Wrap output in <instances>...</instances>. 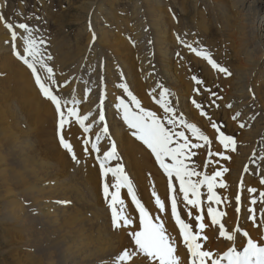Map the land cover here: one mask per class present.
<instances>
[{
	"label": "bare ground",
	"instance_id": "bare-ground-1",
	"mask_svg": "<svg viewBox=\"0 0 264 264\" xmlns=\"http://www.w3.org/2000/svg\"><path fill=\"white\" fill-rule=\"evenodd\" d=\"M42 5L43 17L50 21L49 25L45 31L38 26L32 28L36 29L35 36L39 34L49 43L39 46L45 58L53 57L47 63L58 81L56 92L63 99L80 101L78 110L81 115L89 116L86 124L91 125V131L81 132L74 119L63 130L76 153L74 160L60 142L55 105L42 94L31 69L15 55L10 31L0 21V259H5L3 264H146V258L136 254L129 234L131 228L113 227L111 196L104 197L99 175L102 170L96 159L98 154L92 148L97 135L100 156L115 141L116 160L135 180L140 189L137 185L134 189L139 194L147 192L151 185L140 170L132 169L138 163L145 173L146 168H151L156 177L163 179L156 180L151 190L159 188L164 180L169 181L151 149L132 135L123 121L122 110L116 107L124 99L138 111L123 90V84L166 127L173 132L184 131L192 143L202 145L191 149L194 154L188 158L198 167L199 179L204 174L222 172L214 189L221 203L217 205L213 201L211 206L226 213L220 220L225 224L224 230L234 235L233 241L219 236V225L211 224L207 215L210 203L207 190L201 196V205L193 207L183 199L179 182L173 177L171 185L164 184V192L138 197L154 222L159 218L164 223L165 234L174 240L181 264H191V258L171 213L173 196L181 218L192 225L194 232L200 233L198 242L214 253L213 258L233 246L242 251L249 238L264 246V219L258 215L253 222L248 219L247 211L253 207L250 204L253 197L257 199L254 206L257 213L264 209V202L259 199V193L264 192V184L260 183L264 178V36L261 35L264 15L259 16L264 0H49ZM12 8L0 2V12L18 24V18L15 20L6 13L11 14ZM23 12L22 9L17 16L21 17ZM22 20L31 18L22 17ZM18 32L23 34L19 29ZM181 41L207 50L231 75L214 69ZM15 43L20 47V41ZM37 68L42 76L46 75L39 64ZM197 80L203 83L198 84ZM163 88L169 90L168 98L177 109V120L183 116L188 123H195L209 136L211 144L198 141L184 125L167 123L170 114L158 102ZM212 92L217 96L213 97ZM193 101L201 104L208 116L202 115ZM100 111H104V122L99 120ZM237 113L240 115L233 119ZM213 122L226 135L234 136L235 151L231 147L225 149L220 143L219 133L211 126ZM105 123L109 127L108 135L103 132ZM85 140H88L87 153ZM165 162L171 160L166 158ZM136 175L141 179H136ZM105 180L114 192L111 185L116 179L109 173ZM221 182L225 187L219 186ZM78 185L87 194H82ZM97 188L102 189V194H93ZM250 188L257 192H249ZM238 195L239 214L235 210ZM156 196L165 203L163 211L158 209ZM121 198L125 200L126 214L139 230L138 209L130 195L121 194ZM96 201L106 206L96 205ZM188 212L192 215L188 216ZM197 215H202L203 220L197 221ZM201 222L205 224L204 230L198 227ZM243 231L249 236H243ZM126 249L134 255L131 260L120 261ZM207 264H211L210 259Z\"/></svg>",
	"mask_w": 264,
	"mask_h": 264
},
{
	"label": "snow or ice",
	"instance_id": "snow-or-ice-1",
	"mask_svg": "<svg viewBox=\"0 0 264 264\" xmlns=\"http://www.w3.org/2000/svg\"><path fill=\"white\" fill-rule=\"evenodd\" d=\"M0 21H4L5 27L10 31V40L13 43L15 55L31 69L35 76L36 84L39 86L42 94L55 105L59 118L58 125L61 131L59 137L60 142L63 147L72 154V158L75 160L77 157L73 150V145L65 139L63 130L66 125H70L74 119L80 128L83 129L84 133L90 132L91 125L86 124V121L89 120V116L80 114L77 107V104L80 103V101L76 99L69 101L61 98L57 94L56 87L58 81L55 77L53 68L47 63V61L52 60L53 57L48 55L45 58V54L39 46L44 43V41L42 37L37 38L34 35L36 29L30 27L26 22H20L17 24L14 21H9L4 16L3 12H0ZM18 29L23 30V34L18 32ZM93 39H95V37H93ZM17 41L21 42L20 47H17L15 43ZM181 43H184L185 47L191 52H194L197 56L205 58L214 69H217L219 72H223L226 75H231L228 69L221 67L207 50L193 47L192 44L185 43L184 41H181ZM38 64L40 68L45 71L46 75L42 76L40 74L37 68ZM196 82L198 84L203 83L201 80H197ZM122 88L127 92L128 96L131 97V102L135 104L136 109H138V111L133 110L130 104L124 99H120L119 103L116 105L117 108L122 110L123 121H125L129 129L132 130V135L136 136L147 145L149 149H151L156 160L159 161L160 166L163 168L164 172L167 173L170 185L173 177L179 181V191L183 193V199L187 201L188 204L193 207H199L201 205L200 188L201 186L206 185L208 193L207 200L210 202L207 208V215L211 218V224L219 225V236L225 237L229 241H233L235 238L234 235H230L224 230L225 224L220 220V217L225 216L226 213L217 211L211 206V202L213 201L217 205L221 203V197L217 195L214 189L217 187L216 178L220 177L222 172L215 171L214 175L204 174L203 179L193 180V176L199 177L201 173L197 172L195 168H190L186 163V160L194 154L191 152V149H199L202 145L200 143H192L185 135L184 131L173 132L170 130L155 112L146 110L141 106L140 100L129 91L127 84H123ZM208 91L211 92L210 89H208ZM168 94L169 90L163 88L160 94V100L158 101L164 108L165 113L170 114L167 123L169 125H176L177 123L184 125V127L190 130L192 136L198 141H203L205 144H211L212 140L209 139V136L206 135L195 123H188L183 116L177 120V109L171 105ZM211 95L213 97L217 96L215 92H212ZM219 98L222 99V97ZM193 103L197 108L201 109L202 115L208 116V113L203 111L201 104L196 103L195 101H193ZM212 103L215 104V100H213ZM69 104L71 106H68ZM103 104L104 100L102 99L100 101L101 107H103ZM228 107H231V105H228ZM239 115L240 114L237 113L233 119H236ZM208 118L209 120L212 119L210 116ZM99 120L101 122L105 121L104 111L99 112ZM211 126L219 133V140L220 143L224 145V148L228 149L231 147L232 151H235L237 142L234 136L226 135L220 130L215 122H213ZM240 127L243 128L244 125L241 124ZM103 132L105 135L109 134V127L106 123L104 124ZM174 136L179 139L174 140ZM99 141L100 136L97 135L96 143L92 145V148L97 154L100 153V148L97 146ZM84 144V152L87 153L89 151L86 147L88 140H85ZM174 144L175 146H173ZM217 154L223 156V153ZM166 158L170 159L171 163H166ZM224 158L230 159V157ZM96 159L99 161L103 176L107 178L109 173H111L112 177H115L116 179L115 184L111 185V187L115 189L114 192H110V185L106 180L103 183V194L105 199H108L109 196H111L109 207L111 208L113 227L115 229L121 227L131 228L129 234L134 240L136 254H142L143 257L146 258V264H181L174 240H171L170 237L165 234L166 229L164 223L159 221V218H157V222H154L148 209L138 199L133 184L130 178L125 174L123 166L119 164L115 167L106 166L113 159H118L115 141L112 142L109 151H105L102 156L97 155ZM223 171H227V169H224ZM260 183L264 184V178L261 179ZM219 186L223 188L225 187V184L221 182ZM122 187L127 188V192L130 194L132 202H134L136 209H138L139 230H136L133 219L125 212V200L121 198ZM248 191L256 193L257 189L250 188ZM190 193L194 198H189ZM153 195H156L155 192H153ZM235 199L237 201V207L235 210L239 214L241 198L238 195ZM259 199L261 202H264V192L259 193ZM155 202L160 211L165 209V203L159 196H156ZM250 204L253 207L247 209L250 213L248 219L255 222L258 215L260 218L264 219V209H261L260 212L257 213V209L254 207L257 204V199L255 197L250 200ZM117 205H119V208ZM171 213L175 217L176 224L179 225V230L183 237V244L186 245L187 251L190 254L191 264H207L209 259L211 260V264H224L225 261L226 264H264V246H261L251 238L247 240V245L243 247L242 251L237 250V248L233 246L222 255H216L215 258H213L214 253L210 250L204 249L202 243L198 242L201 239L200 233L194 232L192 230V225L186 223L185 220L181 218V215L178 212L177 199L175 196H173L171 200ZM187 215L191 216L192 213L188 212ZM203 218L202 215H197L195 217L197 221H202ZM198 227L200 230H204L205 224L201 222ZM236 232H240L239 226H237ZM242 234L245 237L249 236L247 231H243ZM203 239L206 242L208 238L205 236ZM133 255L134 253L126 249L119 257V260H131Z\"/></svg>",
	"mask_w": 264,
	"mask_h": 264
},
{
	"label": "rangeland",
	"instance_id": "rangeland-1",
	"mask_svg": "<svg viewBox=\"0 0 264 264\" xmlns=\"http://www.w3.org/2000/svg\"><path fill=\"white\" fill-rule=\"evenodd\" d=\"M228 1H232V0H228ZM0 2H1V4L2 3H5V4H7V5H12L13 6V10H11V14H10V12L9 11H6V13L8 14V16L10 15L13 19H15V20H17V18H18V22L20 23V22H23L24 20H22V17H24V18H31V20L30 21H24V22H26V23H28L29 24V26L30 27H32V26H38L41 30H44L45 31V28H46V26L47 25H49L48 23L50 22V21H48V19L46 18V16H44L43 17V11H44V9H43V3L44 2H49V0H0ZM41 7V8H40ZM22 9L24 10V12H23V14H21V17H20V19H19V17L17 16V14L19 13H22ZM36 10V11H35ZM23 15V16H22ZM262 15H264V7H262L261 9H260V11H259V16H262ZM33 16V17H32ZM39 21V22H38ZM21 31H23V30H21ZM67 33H72V29H70V30H68V32ZM39 35V34H38ZM38 35H36L37 36V38H40V35L38 36ZM261 35H263L264 36V30H262V32H261ZM43 38V41H44V44L42 43V45H47V46H49V43H47L45 40H44V37H42ZM47 52H49V50L47 51ZM79 129L81 130V132L83 131V129L82 128H80L79 127ZM100 154V153H99ZM98 154V155H99ZM99 162V161H98ZM152 162V161H151ZM186 163L188 164V166L190 167V168H195V170L198 172V167L194 164V163H192L189 159H187L186 160ZM122 165L121 163H119L116 159H113L108 165H106V166H109V167H115V166H117V165ZM123 166V165H122ZM143 166H142V164H140V163H138L137 164V166H135V167H133L132 169H138V171L140 170V172H141V174H142V176L143 177H145L146 179H148L149 181V184L151 185V188L147 191V192H142V193H140V194H153V192H155V194H159L160 192H164L165 191V187H164V184H165V186L167 187V184H166V182L168 183L169 181H167V180H164L165 182H163L162 183V185L159 187V188H154L153 190H151L152 189V187L154 186V182L156 181V180H159V179H161V180H163L162 178H160L159 177V175H158V177H156V175H155V173L153 172V170H151V168H146V171H147V173H145L144 172V170H143V168H142ZM123 168H124V166H123ZM124 171H125V173H126V169L124 168ZM132 172H134L133 170H132ZM102 173V172H101ZM101 173H99V175H100V177H104L103 176V174L101 175ZM135 173V172H134ZM126 175L130 178V180H132V178H131V175H130V173L128 172V174L126 173ZM130 175V176H129ZM136 179H141L140 178V176L139 175H136V176H134ZM143 177H142V179H143ZM101 178V180H102V186H103V181L105 182V177L102 179ZM113 178H115V177H113ZM176 179V178H175ZM192 179L193 180H197V179H199V177H197V176H193L192 177ZM176 181H178L177 179H176ZM132 182V184H133V188H135L136 187V182H135V180H132L131 181ZM179 182V181H178ZM99 184L101 185V182L99 181ZM135 185V186H134ZM137 187H138V185H137ZM103 188V187H102ZM124 188V187H123ZM139 188V187H138ZM77 189L78 190H80V192L82 193V194H87L86 192H85V188L83 187V186H81V185H78V187H77ZM125 189V188H124ZM140 189V188H139ZM207 190V187H206V185H203V186H201V188H200V191H201V196L202 197H204L205 196V191ZM134 191L136 192V194H137V192L138 191H136L135 189H134ZM111 192V191H110ZM93 194H102V189H96V191L93 193ZM121 194H127V192L125 191V190H121ZM139 194V192H138V196L137 197H139V196H141ZM189 197H192L191 196V193L189 194ZM141 197H139V199H140ZM98 204H100V206L101 207H105L106 206V204L104 203V202H102V201H99V202H97L96 201V205H98ZM1 249H2V245H1V243H0V251H1ZM5 262V259L4 258H1L0 259V264H3Z\"/></svg>",
	"mask_w": 264,
	"mask_h": 264
}]
</instances>
